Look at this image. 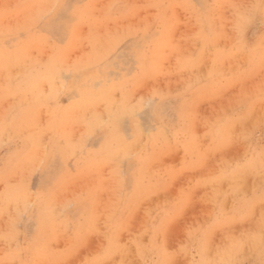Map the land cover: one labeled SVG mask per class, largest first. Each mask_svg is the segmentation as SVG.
Listing matches in <instances>:
<instances>
[{
  "label": "rangeland",
  "instance_id": "1",
  "mask_svg": "<svg viewBox=\"0 0 264 264\" xmlns=\"http://www.w3.org/2000/svg\"><path fill=\"white\" fill-rule=\"evenodd\" d=\"M0 264H264V0H0Z\"/></svg>",
  "mask_w": 264,
  "mask_h": 264
},
{
  "label": "bare ground",
  "instance_id": "2",
  "mask_svg": "<svg viewBox=\"0 0 264 264\" xmlns=\"http://www.w3.org/2000/svg\"><path fill=\"white\" fill-rule=\"evenodd\" d=\"M161 33H162V32H161ZM187 64H188V63H187ZM172 66H173V65H172ZM93 80H94V79H93ZM78 81H80V80H78ZM96 82H97V81H96ZM102 84H103V83H102ZM102 84H101V85H102ZM143 87H144V86H143ZM76 90H77V89H76ZM78 90H79V89H78ZM88 90H89V89H88ZM90 90H91V89H90ZM90 90H89V91H90ZM99 91H100L99 93H101V90H99ZM76 92H77V91H76ZM78 92H79V91H78ZM91 93H92V92H91ZM103 93H104V91H103ZM159 94H160V93H159ZM114 95H115V94H114ZM95 96H96V95H95ZM139 96H140V95H139ZM143 97H144V96H143ZM117 100H118V99H117ZM112 102H113V101H112ZM124 102H125V101H124ZM125 103H126V102H125ZM125 103H124V104H125ZM124 104H123V105H124ZM92 105H93V104H92ZM117 105H120V103L117 104ZM127 105H128V104H127ZM88 106H90V105L88 104ZM86 107H87V105H86ZM132 107H133V106H132ZM136 107H137V106H136ZM81 108H84V106L81 107ZM105 108H106V107H105ZM154 109H155V108H154ZM82 110H83V109H82ZM104 110H105V109H104ZM107 110H108V109H107ZM134 110H135V109H134ZM125 111H126V109H125ZM128 111H129V110H128ZM138 111H139V110H138ZM106 112H107V111H106ZM106 112H105V113H106ZM159 112H160V110H159ZM41 113H42V112H41ZM105 113H104V114H105ZM150 113H151V112H150ZM154 113H155V112H154ZM132 114H133V113H132ZM66 115H67V114H66ZM110 115H111V114H110ZM122 115H123V114H122ZM152 115H153V114H152ZM149 116H150V115H149ZM45 117H46V116H45ZM120 117H121V116H120ZM124 117H125V116H124ZM46 118H47V117H46ZM118 118H119V117H118ZM126 118H127V115H126ZM150 118H153V117H150ZM122 119H123V118H122ZM53 122H54V121H53ZM89 122H90V121H89ZM121 122H122V121H121ZM149 122H150V121H149ZM142 125H143V124H142ZM145 126H147V125H145ZM142 128H143V126H142ZM150 128H151V127H150ZM120 130H121V129H120ZM141 130H144V129H141ZM144 131H145V130H144ZM144 131H143V133H144ZM145 132H146V131H145ZM147 132H148V129H147ZM132 134H133V133H132ZM142 135H143V134H142ZM148 135H149V134H148ZM56 136H57V135H56ZM75 136H76V135H75ZM75 136H74V137H75ZM147 137H148V136H147ZM148 138H149V137H148ZM144 141H145V140H144ZM132 145H133V144H132ZM132 145H131V146H132ZM136 147H137V145H136ZM140 148H141V147H140ZM107 167H108V166H107ZM47 170H48V169H47ZM165 170H166V169H165ZM43 171H45V170H43ZM149 171H150V170H149ZM150 174H151V173H150ZM111 183H112V182H111ZM115 199H116V198H115ZM100 201H102V200H100ZM104 206H105V205H104ZM97 212H98V211H97ZM99 224H100V223H99ZM100 237H101V236H100ZM99 255H100V254H99Z\"/></svg>",
  "mask_w": 264,
  "mask_h": 264
}]
</instances>
